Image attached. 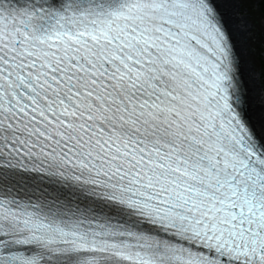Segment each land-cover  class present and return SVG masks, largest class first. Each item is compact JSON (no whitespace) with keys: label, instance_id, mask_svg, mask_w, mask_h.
Wrapping results in <instances>:
<instances>
[{"label":"snow or ice","instance_id":"1","mask_svg":"<svg viewBox=\"0 0 264 264\" xmlns=\"http://www.w3.org/2000/svg\"><path fill=\"white\" fill-rule=\"evenodd\" d=\"M260 5L0 0V264H264Z\"/></svg>","mask_w":264,"mask_h":264},{"label":"rangeland","instance_id":"2","mask_svg":"<svg viewBox=\"0 0 264 264\" xmlns=\"http://www.w3.org/2000/svg\"><path fill=\"white\" fill-rule=\"evenodd\" d=\"M260 8L263 9V5H260ZM245 9H247V14H245ZM240 11L243 15H246L248 19L254 24L253 32L254 34V40L252 39L250 41L251 47H253L257 53L260 51L261 47V27H260V18H261V12L256 11L253 9V6L250 4H241Z\"/></svg>","mask_w":264,"mask_h":264},{"label":"bare ground","instance_id":"3","mask_svg":"<svg viewBox=\"0 0 264 264\" xmlns=\"http://www.w3.org/2000/svg\"><path fill=\"white\" fill-rule=\"evenodd\" d=\"M241 7V6H240ZM238 15L239 16H241V17H244L245 15H243L242 13H241V11H240V9H239V13H238ZM246 18H247V20H248V22L253 26V29H254V24L248 19V17L246 16ZM253 29H252V31H253ZM255 34V32H253V35ZM252 39H249V45L251 46V43H250V41H251Z\"/></svg>","mask_w":264,"mask_h":264},{"label":"trees","instance_id":"4","mask_svg":"<svg viewBox=\"0 0 264 264\" xmlns=\"http://www.w3.org/2000/svg\"><path fill=\"white\" fill-rule=\"evenodd\" d=\"M263 9H264V5H263Z\"/></svg>","mask_w":264,"mask_h":264}]
</instances>
